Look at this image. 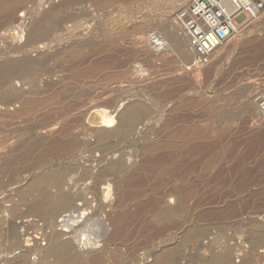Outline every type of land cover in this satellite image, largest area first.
<instances>
[{
    "label": "rangeland",
    "instance_id": "obj_1",
    "mask_svg": "<svg viewBox=\"0 0 264 264\" xmlns=\"http://www.w3.org/2000/svg\"><path fill=\"white\" fill-rule=\"evenodd\" d=\"M189 1L0 0V51L13 44L33 59L49 56L35 67L29 88L36 93L27 92L22 120L0 115L3 148L31 132L37 141L27 153L39 156L26 155L28 162L15 154V176L1 168L0 205L14 213H0V264L33 244L41 253L26 264H264V129L249 105L264 88V8L205 66L188 71L170 50L154 53L144 40L150 32L161 37L159 23L168 20L178 33L176 16ZM116 106L111 128L120 130L96 144L87 130L91 112ZM131 109H141L144 120H123ZM56 124L72 140L51 155ZM96 177L108 184L106 196L94 188ZM62 195L71 198L66 210ZM74 208L82 215L64 218ZM86 220L99 224L98 236L81 233ZM10 224L26 235L15 250L6 238ZM53 233L71 240L68 258H42Z\"/></svg>",
    "mask_w": 264,
    "mask_h": 264
},
{
    "label": "bare ground",
    "instance_id": "obj_2",
    "mask_svg": "<svg viewBox=\"0 0 264 264\" xmlns=\"http://www.w3.org/2000/svg\"><path fill=\"white\" fill-rule=\"evenodd\" d=\"M192 2V0H190L189 2H188V4H186V5H184L183 7H180L181 9H184V8H187L188 6H189V4ZM177 3H178V1H177ZM179 3L180 4H183V3H185V0H179ZM170 8V7H169ZM172 8H170L169 10H171ZM262 14H263V9L260 11V13L254 18V19H249L248 20V22L247 23H245V24H242V25H238L237 27H236V31H235V33H233L228 39H227V41L225 42V43H223V45L222 46H220L219 48H217L216 50H215V52L211 55V56H213L215 53H217L223 46H226V43H228V42H230L231 40H233L234 38H236V35L238 36V34H240V33H242L244 30H248L250 27H252L259 19H260V17L262 16ZM262 19V18H261ZM260 22V21H259ZM262 22V21H261ZM169 20H168V22L166 23V22H160L159 23V30L161 31V33H162V36H161V38L163 39V41H164V50L165 51H171L172 53H173V55H176L175 57H179L178 58V60L180 59L181 60V67H183L184 69H186V67L190 64V60L192 59V55H191V53H190V50H189V48H188V46H187V42H186V39L178 32V33H175V32H172L171 31V28H170V26H169ZM171 23V22H170ZM171 25V24H170ZM258 25V24H257ZM174 26V25H173ZM172 26V28H174ZM176 26V25H175ZM138 27V26H137ZM137 27H135V28H137ZM43 29V28H42ZM175 29V28H174ZM142 30V29H141ZM176 30V29H175ZM256 30V29H255ZM134 32V31H133ZM241 35V34H240ZM146 36H147V34H146ZM43 40V39H42ZM41 41V40H40ZM29 42V41H28ZM33 42V41H32ZM34 43V42H33ZM38 43H40V42H38ZM42 43V42H41ZM26 44V43H25ZM15 45V44H14ZM30 46L29 45V43L28 44H26V46ZM35 45H37V44H35ZM34 45V46H35ZM38 45H40V44H38ZM22 46H23V44H22ZM31 46H32V44H31ZM48 46V45H47ZM138 46H140V45H138ZM5 47V46H4ZM3 47V48H4ZM33 47V46H32ZM39 47V46H38ZM42 47V46H41ZM44 47V46H43ZM43 47H42V49H43ZM30 48V47H29ZM34 48V47H33ZM36 48V47H35ZM52 48V47H51ZM185 48V49H184ZM32 49V48H31ZM38 49V48H37ZM8 50V49H7ZM77 50V49H76ZM43 51H45V50H43ZM170 51L168 52V53H170ZM28 52V51H27ZM26 52V50H24V47L22 48V47H13V44H12V48H10V46H9V50L8 51H0V108H2L3 110L2 111H0V115H2V117H9V118H13V120L15 119H21L29 110H30V100H27L26 98H25V96H26V94H27V92H32V91H30V88H29V85H30V83L32 82V84L33 83H35V82H33L32 81V75L33 74H35L34 76H36V73H35V67H37L38 66V64L42 61H47V63H48V60H46L45 58H49V56H45V58H41V59H33V58H31V56L29 55V53H27ZM33 52V51H32ZM34 52H36V51H34ZM54 52V51H53ZM76 52L74 51V53H73V55L75 54ZM79 53V52H78ZM54 54V53H53ZM63 54H65V53H63ZM159 54V53H158ZM36 55V54H35ZM44 55H45V53H44ZM62 55V54H61ZM54 57H55V55H53ZM56 56H58V55H56ZM65 56H68V55H65ZM65 56L63 57V59H65ZM71 56V55H70ZM163 56V55H162ZM184 56H186L187 57V61L185 60V57ZM210 56V57H211ZM40 57V56H39ZM54 57H53V59H51V60H55L54 59ZM59 57H61L60 55H59ZM172 57V56H171ZM51 58H52V56H51ZM69 58V57H68ZM45 59V60H44ZM57 59V58H56ZM59 59V58H58ZM72 59V58H71ZM77 59V58H76ZM177 59V58H176ZM60 60H62V59H60ZM67 59H65L64 61H66ZM70 60V59H69ZM73 60V59H72ZM209 60V59H208ZM57 61H59V60H57ZM156 61V60H155ZM54 61H52L50 64L52 65V63H53ZM61 62V61H60ZM57 63H59V62H57ZM64 63V62H63ZM180 63V62H179ZM41 64V63H40ZM42 65H45V66H47L46 64H45V62L44 63H42ZM51 65H49V66H51ZM54 65H56V63L54 64ZM40 66V65H39ZM205 66V65H204ZM41 67V66H40ZM39 67V68H40ZM42 67H44V66H42ZM48 67V66H47ZM203 67V66H202ZM202 67H200V68H202ZM38 68V69H39ZM200 68H197V69H200ZM41 69V68H40ZM196 69V70H197ZM52 70H54V69H52ZM187 70V69H186ZM195 70V71H196ZM48 71V70H47ZM195 71H193L194 73H195ZM50 72V71H49ZM53 72V71H52ZM198 72V71H197ZM39 73V72H38ZM51 73V72H50ZM54 73V72H53ZM197 74V73H196ZM39 75V74H38ZM37 75V76H38ZM195 75V74H194ZM198 75V74H197ZM49 76V75H48ZM42 79V78H41ZM34 80H37L38 81V79H34ZM45 80V79H44ZM48 81V80H47ZM42 82V81H41ZM46 82V81H45ZM49 82V81H48ZM251 82V81H250ZM254 83V82H253ZM253 83H252V85H253ZM44 84H46V83H44ZM44 84H42L40 87L41 88H43V89H45V87H43L44 86ZM37 86V85H36ZM50 86V85H49ZM52 86V85H51ZM32 87V86H31ZM34 87V86H33ZM38 87V86H37ZM34 88H36V87H34ZM39 88V87H38ZM46 88H47V86H46ZM52 88V87H51ZM49 89H50V87H49ZM35 90H37V89H35ZM47 91H48V89H46ZM46 90H45V92H46ZM41 91V90H40ZM42 92H44L43 90L41 91V93ZM32 93H36V92H32ZM31 93V94H32ZM39 93V92H38ZM35 95V94H34ZM258 95V94H257ZM29 96H31L30 94H29ZM152 96V95H151ZM158 96V95H157ZM178 98V97H177ZM254 98V97H253ZM158 99V98H157ZM169 99V98H168ZM256 99V98H255ZM254 99V101H252L251 103H249V105L251 106V107H253L254 109L256 108V103H255V100ZM32 100V99H31ZM33 100H35V99H33ZM40 101V100H39ZM39 101L37 100L35 103H39ZM149 101V100H148ZM155 101V100H154ZM32 102V101H31ZM121 102V101H120ZM34 104V103H33ZM32 104V105H33ZM134 104V103H133ZM132 104V105H133ZM138 104V103H137ZM154 104V103H153ZM162 104V103H161ZM14 105L15 106H17L18 105V108H16L14 111H8L7 109H8V107H10V106H13L14 107ZM35 105V104H34ZM151 105V104H150ZM159 105V104H158ZM129 106V105H128ZM154 106V105H153ZM138 107V106H137ZM33 108H34V106H33ZM119 107L118 106H116V108H115V110H112V112H111V110L109 111V110H104V109H94L92 112H91V117L92 118H94L95 119V123L94 122H92V123H88V128H87V130H89L91 133H93V134H95V136H96V144H102V142L105 140V138H107V137H110V136H112V135H114V134H116L119 130H120V126H116V127H114V128H111L112 127V125L114 124V114L117 112V109H118ZM135 108V107H134ZM132 111H133V109H131ZM135 110V109H134ZM153 110H154V107H153ZM122 111V110H121ZM121 111H120V114H119V117L121 116L122 117V115L124 114V112H122L121 113ZM255 111H256V109H255ZM150 112V111H149ZM152 112V111H151ZM163 112V111H162ZM132 114H130L129 116H123V120H142L143 119V116H144V114H143V111L141 110V109H137V110H135V111H133V112H131ZM155 113V112H154ZM127 114V113H126ZM152 114V113H151ZM155 116V115H154ZM52 117V116H51ZM55 117H57L56 115H55ZM63 117V116H62ZM58 118V117H57ZM60 118V117H59ZM152 118H153V116H152ZM151 118V119H152ZM155 118V117H154ZM160 118V117H159ZM170 118V117H169ZM48 119V118H47ZM47 119H45V120H47ZM53 119H54V117H53ZM52 119V120H53ZM89 119V118H88ZM257 119H258V115H257V111L255 112V120L257 121ZM22 120V119H21ZM144 120V119H143ZM147 120V119H146ZM154 120V119H153ZM171 120V119H170ZM90 121V120H89ZM53 122H55V120H53ZM51 123V122H50ZM50 126L47 128V129H50V127L51 126H53V125H51V124H49ZM67 127L69 126V125H66ZM134 126V125H133ZM132 126V127H133ZM56 127H57V124H56ZM72 127V126H71ZM27 128H29V127H27ZM70 128V127H69ZM130 128V127H129ZM194 128H196V127H194ZM193 127H192V131H193V129H194ZM23 129V128H22ZM34 129V128H33ZM32 129V130H33ZM56 129V131H54L53 132V134H54V137L53 138H51V139H49L48 140V144L49 145H51V149L52 150H54L53 152H51V151H49V152H51V155H53V153L54 154H56L55 153V151H57L58 149L60 150L65 144L66 145H68V144H70L71 143V140L72 139H69V137H68V134L65 132L66 130H65V127H64V129H62V128H60V126L59 127H57V128H55ZM67 129V128H66ZM191 129V128H190ZM189 129V130H190ZM51 130V129H50ZM54 130V129H53ZM65 130V131H64ZM124 130V129H123ZM206 130H207V128H206ZM214 130V129H213ZM67 131H69L68 129H67ZM132 131V130H131ZM175 131V130H174ZM173 131V132H174ZM180 130H178V132H179ZM187 131H188V129H187ZM196 131V130H195ZM201 131V130H200ZM203 131H204V129H203ZM203 131H202V133H203ZM26 132V131H25ZM27 132H29V131H27ZM51 131H49V133H50ZM130 132V131H129ZM128 132V133H129ZM173 132H171V133H173ZM176 132V134L175 135H178V133H177V130L175 131ZM180 132H182V131H180ZM179 132V133H180ZM184 132H186V130L184 131ZM184 132H182V134H184ZM206 132H208V131H206ZM213 132V131H212ZM23 133V132H22ZM44 132H41V134L42 135H44L43 134ZM48 132H47V134H49ZM187 133V132H186ZM192 133V132H191ZM198 133V132H197ZM21 134V133H20ZM188 134H190V131H188ZM17 135H19V134H17ZM29 135V134H28ZM184 135H186V134H184ZM184 135H182V136H184ZM193 135L195 136V134L193 133ZM192 135V136H193ZM198 134H196V136H197ZM25 136H27V135H25ZM174 136V135H173ZM182 136H180V137H182ZM191 136V135H190ZM202 136H204V134H201V137ZM30 137L32 138L33 137V135H31V132H30V136H28L26 139H24V140H19V141H17V143L15 144V145H12L10 148H8V149H5V148H3V146L7 143V140H6V138H3V139H0V172H1V168L2 169H4V171H2L3 172V174L5 175H8V176H15L16 175V173L17 174H20L21 172H20V170H18V169H16V167H15V165H13V164H11L10 163V160L13 158V156L15 155V154H19L20 156L21 155H23L22 156V161L26 158V160H27V157H25L26 155L27 156H29L28 155V151H29V149H31L32 147H29V146H35V144L34 143H36V139H30ZM37 137V136H36ZM41 137H43V136H41ZM187 137V139H188V135L186 136ZM203 138V137H202ZM127 139V138H126ZM133 139V138H132ZM174 139H177V136L175 137L174 136ZM180 139V138H179ZM178 139V140H179ZM182 139H186V138H184V137H182ZM36 140V141H35ZM177 140V141H178ZM189 140V139H188ZM190 140H192V139H190ZM32 141V143H33V145L31 144V145H29L28 144V142H31ZM180 141H181V139H180ZM125 142V141H124ZM160 142V141H159ZM163 143V142H162ZM168 143V142H167ZM165 145H166V143H164ZM168 144H170V143H168ZM167 144V145H168ZM171 144H173V143H171ZM156 145V144H155ZM166 145V146H167ZM174 145V144H173ZM172 145V146H173ZM33 146V147H34ZM48 146V145H47ZM161 146V145H160ZM166 146H164V147H166ZM170 146V145H169ZM170 147V148H173V147ZM46 147V146H45ZM67 147V146H66ZM153 147V146H152ZM157 147V146H156ZM47 148V150H49L48 149V147H46ZM167 149H168V147H166ZM39 149V148H38ZM44 149L45 148H43V149H41V150H43V152H45L44 151ZM65 149V148H64ZM120 149V148H119ZM173 149H176V148H173ZM178 149V148H177ZM116 150V149H115ZM163 150V149H162ZM179 151L181 150L180 148L178 149ZM103 151V150H102ZM178 151V152H179ZM28 152V153H27ZM32 152V151H31ZM34 152V151H33ZM32 152V154H34ZM41 152V151H40ZM42 152V153H43ZM48 152V151H47ZM48 152V153H49ZM58 152H60V151H58ZM61 152H62V150H61ZM31 154V153H30ZM45 154V153H44ZM106 154V153H105ZM176 154V153H175ZM179 154H180V152H179ZM43 155V154H42ZM41 155V156H42ZM62 155V154H61ZM60 155V156H61ZM64 155V154H63ZM30 156H33V155H30ZM28 157V159L29 160H31L30 158L31 157ZM34 156H36V157H39V156H37V155H34ZM34 156H33V158H34ZM47 156H49V155H47ZM56 156V155H55ZM175 156V155H174ZM50 157V156H49ZM43 158V157H42ZM46 158H48V157H46ZM38 159V158H37ZM104 159H106V158H104ZM33 160H35V159H33ZM32 160V161H33ZM40 160H41V158H40ZM107 160V159H106ZM28 161V160H27ZM31 161V163H30V165L28 166L29 168H32L33 166H35L36 164H37V162H32ZM103 161V160H102ZM29 162V161H28ZM44 162V161H43ZM63 162V161H62ZM107 162V161H106ZM25 164L27 163V162H24ZM64 163V162H63ZM62 164V163H61ZM102 164V163H101ZM105 164V163H104ZM162 164H164V163H162ZM28 165V164H27ZM45 165V164H44ZM166 165V164H165ZM40 166H43V165H40ZM49 166V165H48ZM116 166V165H115ZM27 167V168H28ZM38 167V166H37ZM35 168V169H38V168ZM34 168V167H33ZM32 168V169H33ZM40 168V167H39ZM42 169H44L45 167H41ZM48 168V167H47ZM25 170V169H24ZM23 170V171H24ZM28 170V169H27ZM30 170V169H29ZM22 171V170H21ZM26 171V170H25ZM37 171V170H36ZM38 171H44V170H38ZM56 172V171H55ZM34 172H32L31 174H33ZM4 175H0V177H2V176H4ZM34 176V175H33ZM91 176V175H90ZM100 176V175H99ZM12 178H14V177H12ZM11 179V178H10ZM28 179V178H27ZM62 179V178H61ZM69 180H70V177H69ZM0 181H2L1 179H0ZM27 181H29V180H27ZM68 181V180H67ZM55 182V181H54ZM63 182V181H62ZM108 182V181H107ZM3 183V182H2ZM14 183H15V181H14ZM38 183V182H37ZM49 183H51V182H49ZM4 184H6V183H4ZM3 184V185H4ZM23 184V183H22ZM21 184V185H22ZM24 185V184H23ZM33 185V184H32ZM31 185V186H32ZM42 185H44V183L42 184ZM63 186V185H62ZM93 186H94V188L95 189H97V187H100V190H101V192H102V194L104 195V196H106L107 194H108V192H109V186H108V184H106V182L104 181V180H102V179H100V178H98V177H96V178H94V184H93ZM4 187V186H3ZM52 187V186H51ZM50 187V188H51ZM11 189V188H10ZM14 188H12V190H13ZM38 189V188H37ZM54 189V188H53ZM52 190V189H51ZM8 191V190H7ZM9 191H11V190H9ZM31 191H32V189H31ZM59 191H60V189H59ZM96 193H98V192H96ZM12 194V193H11ZM44 194H46V193H44ZM54 195V194H53ZM52 195V196H53ZM13 196V195H12ZM44 196V195H43ZM63 196V195H62ZM40 197V196H39ZM45 197H47V196H45ZM47 198H49V197H47ZM12 199V198H11ZM62 200H63V210H66V208H68L69 207V205H70V202H71V198L70 197H68V195H64L63 196V198H62ZM40 202V201H39ZM42 202V201H41ZM37 205V204H36ZM40 205V204H39ZM168 208V207H167ZM8 209V208H7ZM2 211H4V212H9L11 215L14 213V208H10L9 210H4L2 207H1V205H0V213L2 212ZM17 212V211H16ZM37 212H39V213H43V214H47L48 213V211H46V210H42V209H40V207L37 209ZM71 213H70V215L68 216V215H65L64 216V218H79V215L81 214V212H80V210L79 209H77V208H74V210L72 211H70ZM169 212V211H168ZM168 212H166V213H168ZM82 215V214H81ZM68 219V220H69ZM64 221V220H63ZM3 222H5V220L4 219H1L0 218V232H1V224H3ZM9 222V221H8ZM70 222L71 221H69L68 223L70 224ZM8 225V224H7ZM80 225V224H79ZM66 226H68V225H66ZM64 227V226H63ZM69 227H70V225H69ZM68 227V228H69ZM27 228V227H26ZM66 228V227H65ZM74 229V228H73ZM80 229H81V233H83V231L85 232L86 231V233H88L89 235H93V236H95L96 237V235L98 236V234L102 231V228L99 226V224H97V223H95V222H88V220H86L83 224H82V228L80 227ZM77 230H78V228H77ZM75 232H76V230H75ZM77 234V233H76ZM5 235V234H4ZM26 238V235L25 234H18L17 235V233H16V230H15V227L13 226V225H9V229H8V231H7V234H6V238L7 239H9L10 241H8V240H6V241H8V242H10V244H12L11 246L12 247H10V249L12 250V249H18L20 246H21V242H23V239L22 238ZM15 238H17V240H16V242H14L13 240H15ZM49 238L51 239V242H52V244H51V246L50 247H48V249L47 250H44V252H42V258L43 259H46V258H49L50 256H58V257H61V258H68L69 257V255H70V251H71V249H72V242H71V240H67V241H60L59 240V236L57 235V234H55V233H53L52 235H49ZM5 240V239H4ZM87 241H90V239L89 240H87ZM6 243V242H5ZM9 244V243H8ZM9 244V245H10ZM41 250H40V247L38 246V245H36V244H33L31 247H26L25 249H23V251H22V253H23V255L20 257V258H17V259H15V260H13V261H11L9 264H26L27 262H28V258H29V255H33V254H39V253H41L40 252ZM74 252V251H73ZM9 253H10V251H9ZM6 254H7V252H6ZM94 256V255H93ZM97 257H98V255H96ZM100 258V257H99ZM101 259V258H100ZM94 260V259H93ZM102 260V259H101ZM44 263V262H43Z\"/></svg>",
    "mask_w": 264,
    "mask_h": 264
},
{
    "label": "built area",
    "instance_id": "obj_3",
    "mask_svg": "<svg viewBox=\"0 0 264 264\" xmlns=\"http://www.w3.org/2000/svg\"><path fill=\"white\" fill-rule=\"evenodd\" d=\"M263 8V0H192L176 16L178 31L186 39L192 55L186 69L190 71L206 64L215 50L235 33L238 25L254 19ZM240 14L245 20L237 24L235 18ZM144 41L154 53L164 49L163 39L153 32L148 33ZM255 100L257 121L264 129V88Z\"/></svg>",
    "mask_w": 264,
    "mask_h": 264
}]
</instances>
